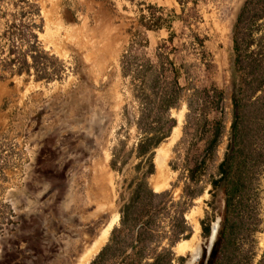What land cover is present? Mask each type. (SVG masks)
Returning a JSON list of instances; mask_svg holds the SVG:
<instances>
[{
  "label": "rangeland",
  "instance_id": "obj_1",
  "mask_svg": "<svg viewBox=\"0 0 264 264\" xmlns=\"http://www.w3.org/2000/svg\"><path fill=\"white\" fill-rule=\"evenodd\" d=\"M145 1L179 12L176 0ZM243 1L204 0L197 6L201 19L191 30L178 20L173 23L176 49L170 57L180 70V83L186 88L218 86L227 95V110L231 25ZM36 2L44 24L39 40L64 61L67 71L61 80L51 82L24 75L0 80V138L15 143L14 151L5 148L1 153L9 165L0 175V264H88L107 243L112 229L119 228L118 217L105 239L100 237L114 214L119 215L122 198L127 196L123 180L132 176L137 162L132 155L122 173L109 165L114 148L127 152L138 137L133 123L137 103L129 80L121 73V54L139 32V38L148 39V46L139 43L134 53L153 57L156 45L168 33L141 27L137 6L129 0ZM193 32L206 37L203 47L193 42ZM181 111L176 138L170 142V136L159 146L165 153L162 172L155 164L148 178L152 187L167 174L168 186L158 191H171L175 200L181 195L184 175L180 139L185 105L172 110L176 119ZM223 147L224 143L219 159ZM262 183L264 187V176ZM208 188L186 212L191 225L193 214L198 223L205 216ZM216 212L212 222L219 220ZM114 235L120 244L129 242L122 232ZM263 236L259 233L260 248ZM183 240L197 246L199 256L203 247L209 250L200 224L195 237ZM178 242L172 247L176 255L187 256L183 264H193L194 250L178 253Z\"/></svg>",
  "mask_w": 264,
  "mask_h": 264
},
{
  "label": "trees",
  "instance_id": "obj_2",
  "mask_svg": "<svg viewBox=\"0 0 264 264\" xmlns=\"http://www.w3.org/2000/svg\"><path fill=\"white\" fill-rule=\"evenodd\" d=\"M129 1L137 6L141 27L164 29L168 35L156 45L153 57L134 53L137 44L148 46L139 32L121 54V73L137 103L133 123L138 137L127 152L114 148L109 165L122 173L132 155L137 162L132 176L123 180L127 196L119 207V228L112 229L88 264H183L187 256L176 255L172 247L191 237L193 226L186 212L206 185L209 199L199 220L201 236L209 240L219 203L218 229L209 250L203 247L193 264H264V246L260 248L258 237L264 233V0H244L231 25L229 110L227 95L218 86L184 87L170 57L176 49L174 21L191 30L201 19L197 6L204 0H176L178 13L145 0ZM43 26L36 0H0V80L15 75L43 82L63 78L66 64L39 40ZM191 37L203 47L206 37L196 32ZM182 104L184 175L181 195L175 200L167 189L154 191L148 178L156 169L157 148L177 126L172 110ZM5 148L12 152L15 143L2 137L0 175L9 165L1 157ZM117 231L129 241L127 245L115 240Z\"/></svg>",
  "mask_w": 264,
  "mask_h": 264
},
{
  "label": "bare ground",
  "instance_id": "obj_3",
  "mask_svg": "<svg viewBox=\"0 0 264 264\" xmlns=\"http://www.w3.org/2000/svg\"><path fill=\"white\" fill-rule=\"evenodd\" d=\"M182 113H183V111L179 112V115H178V118H177V120L179 119V122H180V120L182 118ZM178 130H179L178 126H175L173 131H172V134L170 135L171 136L170 139H169L170 142H172V140L174 138H176L175 135H176V132ZM164 155H165L164 151H162V149H160V147H158L157 148V154L155 155V164L157 165V168L160 170V172H162L161 169L163 167L164 160H165V156ZM164 175H165V177L162 178L161 181L158 180L159 182H157V181L153 182V185H152L153 189L160 190V189L168 186L170 178H168L166 176L167 174H164ZM159 176L161 177V175H159ZM157 177H156V179H157ZM118 217H119L118 213L114 214L113 218L110 220V222L107 224V226L102 230V232L100 233V237L102 239H105L109 228L111 227L113 222H116L118 220ZM191 220H192L191 222H192V225H193V233H192V238H193V237H195L197 235V233L199 231V224H198L197 218H196V216L194 214H193V216H191ZM194 249H195V247H194V245L191 244V241L183 240V241L178 242L175 245V251L178 252V253H182V252H186V251H193ZM88 254L89 253L87 252L85 254L84 258H87Z\"/></svg>",
  "mask_w": 264,
  "mask_h": 264
},
{
  "label": "water",
  "instance_id": "obj_4",
  "mask_svg": "<svg viewBox=\"0 0 264 264\" xmlns=\"http://www.w3.org/2000/svg\"><path fill=\"white\" fill-rule=\"evenodd\" d=\"M157 182H159V181H157ZM154 191L157 192L158 190H155L154 189ZM217 229H218V220H216L215 222H213L212 225H211V233H210L209 240H208L209 248L211 247V245L213 243V240L215 238ZM198 257H199L198 247L196 246L195 249H194V251L192 252V259L193 260H196Z\"/></svg>",
  "mask_w": 264,
  "mask_h": 264
}]
</instances>
